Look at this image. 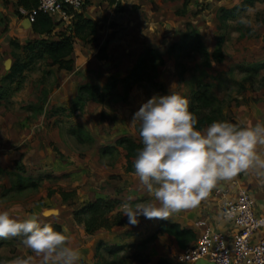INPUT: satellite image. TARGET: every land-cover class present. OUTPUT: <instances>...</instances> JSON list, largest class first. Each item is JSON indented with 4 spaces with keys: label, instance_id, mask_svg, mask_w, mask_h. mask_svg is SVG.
Listing matches in <instances>:
<instances>
[{
    "label": "rangeland",
    "instance_id": "374dc122",
    "mask_svg": "<svg viewBox=\"0 0 264 264\" xmlns=\"http://www.w3.org/2000/svg\"><path fill=\"white\" fill-rule=\"evenodd\" d=\"M239 1L82 0L65 18L50 17L43 32L10 30L1 44L0 78L12 63L25 65L6 83L0 101V211L21 215L20 220L35 216L41 227L67 232L81 253L77 264L178 262L180 247L173 237L150 236L156 219L140 216L138 224L86 233L72 211L94 197L118 198L116 209L122 212L126 202L152 201L134 171L124 170L125 150L115 139H138L132 117L153 96L174 92L188 99L207 85L223 114L241 126L264 124V1L245 7L237 6ZM77 13L91 18L93 29L86 25L74 34ZM242 15L253 20L251 28L239 24ZM63 34L71 36L69 69L24 46ZM219 39L222 58L205 59L202 51H212ZM147 47L156 49L161 61L141 60ZM131 71L143 78L126 88ZM82 84L95 87L94 97L79 89ZM258 153L264 158V146ZM224 182L264 194V178L253 170ZM58 190L71 194L62 198ZM22 240L0 239V262L31 256V264H40Z\"/></svg>",
    "mask_w": 264,
    "mask_h": 264
},
{
    "label": "clouds",
    "instance_id": "9594fccd",
    "mask_svg": "<svg viewBox=\"0 0 264 264\" xmlns=\"http://www.w3.org/2000/svg\"><path fill=\"white\" fill-rule=\"evenodd\" d=\"M238 22L245 28L253 24L248 15L240 16ZM197 123L188 99L174 92L153 96L134 113L131 124H138L143 147L133 161V175L153 199L121 205L130 224H138L140 216L168 219L174 213L197 208L219 182L231 181L249 170L264 178V158L258 153V146H264V124L247 127L215 121L197 130ZM15 237H23L22 243L41 258L40 264H77L81 259L70 238L51 225L41 227L35 216L20 220L0 211V239ZM31 261L29 256L0 264Z\"/></svg>",
    "mask_w": 264,
    "mask_h": 264
},
{
    "label": "trees",
    "instance_id": "16d2710c",
    "mask_svg": "<svg viewBox=\"0 0 264 264\" xmlns=\"http://www.w3.org/2000/svg\"><path fill=\"white\" fill-rule=\"evenodd\" d=\"M256 0H240L237 6L245 7L252 5ZM264 1V0H260ZM17 4L25 8H31L35 6L37 0H16ZM18 12V11H17ZM20 15V14H19ZM224 16V14H222ZM32 30L35 32H43L48 29L50 25V17L45 14L38 12L35 15L34 20L31 22ZM88 25L93 29L94 21L91 18H85L81 14L77 13L75 15V20L73 21V31L74 34H80V31ZM79 36V35H78ZM83 36L80 35V38ZM189 38V35L183 36V41ZM221 39L218 40L216 47L209 53L205 50L202 51V55L205 59L211 57L214 60H219L222 58L221 49ZM175 45V44H174ZM29 50L36 48L37 54L42 53L49 56L52 63H56L57 66L69 69L72 64L71 57H65L71 50V36L69 34H63L58 38L52 39H39L35 41V44L26 42L24 45ZM147 58L157 59L161 61L160 53L152 48L147 47L142 52L141 60L145 62ZM25 64L21 62H14L10 65L8 71L4 73L0 78V101L6 95L7 82H10L13 77L22 70ZM148 78L150 76H147ZM143 76L136 74V72L131 71L125 77L126 88L130 86L131 81H137L142 79ZM79 89L85 91L94 97L95 87L93 85L82 84ZM189 101V111H191L198 120L196 125L197 130L209 126L215 121H228L230 123L238 124L241 126L240 122L234 119L232 116H227L221 112L219 100L212 93L207 85H203L198 89L192 91L188 98ZM138 124L136 125V130L138 132ZM115 142L119 144L124 150L125 165L124 170L134 171L133 161L138 153V150L143 147L142 142L138 136V139L127 135L118 136ZM58 193L62 198L67 197L71 194L70 191L58 190ZM119 203V199L116 197H94L85 202H83L78 208L72 211L73 219L76 222L82 224L83 229L86 233H91L98 228L108 229L114 225H121L129 221L128 217L123 215V212L116 209ZM165 232L171 235L178 247L182 248L187 243L191 242L195 238L194 231L186 226H181L178 222L169 221L167 219H159L155 229L150 233L153 236L155 233ZM155 264H180L178 262H170L165 258H158Z\"/></svg>",
    "mask_w": 264,
    "mask_h": 264
},
{
    "label": "built area",
    "instance_id": "2783aa9c",
    "mask_svg": "<svg viewBox=\"0 0 264 264\" xmlns=\"http://www.w3.org/2000/svg\"><path fill=\"white\" fill-rule=\"evenodd\" d=\"M81 3L82 0H37L35 6L19 5L17 11L31 23L38 12L65 18L68 9H77ZM220 214L230 223V230L196 221L199 230L191 242L180 248L178 263L193 264L202 258L216 264H264V212L255 211L249 190L238 187L233 197L223 199Z\"/></svg>",
    "mask_w": 264,
    "mask_h": 264
},
{
    "label": "crops",
    "instance_id": "0c3cea01",
    "mask_svg": "<svg viewBox=\"0 0 264 264\" xmlns=\"http://www.w3.org/2000/svg\"><path fill=\"white\" fill-rule=\"evenodd\" d=\"M18 6L19 5L17 4L16 0H0V53L3 52V46L1 44L2 42L6 43L5 35L10 30L15 28L16 32H21L24 34H28L32 30V24H29L27 21H25V16L21 14L19 15V13L17 12ZM11 171L15 172L14 170ZM248 190L254 199L255 211L257 213H263L264 194H258L256 196L254 195V193H252L250 188H248ZM235 191V185H229V183H226L224 181L219 182L217 188L213 189L209 197L206 200L202 201L197 208L186 209L178 213H174L172 217H169L167 220L175 221L178 222L181 226L191 228L194 231L195 235L199 230V226L195 224L198 220L202 221L203 224L208 225L212 228L229 231L231 225L228 221L221 217L220 204L223 199L233 197ZM15 211H17V209H15ZM14 218L20 219L21 215H15ZM158 221L159 219H156L153 222L154 229ZM63 233L66 234L67 232L63 231ZM162 233L172 237L165 232ZM152 264H155V261H153Z\"/></svg>",
    "mask_w": 264,
    "mask_h": 264
},
{
    "label": "water",
    "instance_id": "95a60500",
    "mask_svg": "<svg viewBox=\"0 0 264 264\" xmlns=\"http://www.w3.org/2000/svg\"><path fill=\"white\" fill-rule=\"evenodd\" d=\"M24 19H25V21H27L30 24V22L27 20V18H24ZM30 216L31 215H29V217ZM193 264H216V263H214L211 260H207V259H202L201 258V259H198V260L194 261Z\"/></svg>",
    "mask_w": 264,
    "mask_h": 264
}]
</instances>
